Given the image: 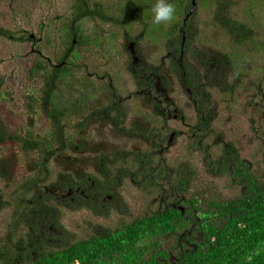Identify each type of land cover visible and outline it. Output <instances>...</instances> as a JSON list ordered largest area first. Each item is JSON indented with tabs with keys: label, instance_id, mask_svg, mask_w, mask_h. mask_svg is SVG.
I'll list each match as a JSON object with an SVG mask.
<instances>
[{
	"label": "trees",
	"instance_id": "obj_1",
	"mask_svg": "<svg viewBox=\"0 0 264 264\" xmlns=\"http://www.w3.org/2000/svg\"><path fill=\"white\" fill-rule=\"evenodd\" d=\"M70 2L71 24L60 32V47L54 48L52 57L33 63L28 77L37 78L41 86L38 100L33 93L28 96L30 114L38 116L35 109L41 104L46 122L27 119L28 131L21 128L8 136L24 151L37 153L40 160L35 162L36 169L16 181L3 171L5 163L0 160V179L12 183L6 195L13 210L6 221L7 236L0 238V264H264V167L256 172L223 136L225 130L232 132L228 130L230 120L225 118L234 114L236 94L242 95L237 92L240 88L245 87L247 94L253 90L257 108L264 104V72L257 69L259 53L264 54V18L257 12L264 10V0H169L176 9L175 19L160 25L152 22L155 0H115L111 6L95 4L94 9L90 0ZM200 8L211 15V36L199 37L194 20ZM103 24H113L115 29L107 31ZM11 32L2 28L0 36L13 37ZM176 33L179 48L160 49L157 64L146 59L147 74L140 78L131 65L130 46L142 53L139 47L143 42L158 48ZM192 34L214 48H187ZM29 35L27 31L25 39ZM180 48H185L184 52ZM216 48H226L228 56ZM191 58L199 62L194 73L188 62ZM157 85L166 89L161 103L138 93L144 88L157 93ZM174 86L187 95V101L177 103L183 111L182 129L172 130L170 144L173 126L148 107L174 103L172 100L178 99ZM140 100L136 114L141 117L133 121L126 107L132 104L135 109ZM260 110L264 111V106ZM39 123L47 127L44 133L34 131ZM253 132L262 137L261 129ZM5 135L0 129L3 141ZM182 136L181 145L178 139ZM112 138L136 144L121 151L113 148ZM145 143L150 146L145 148ZM177 144L179 153L169 160V152L163 149ZM194 152L202 154L204 168L212 178L230 176L231 187L239 188V195L223 200L217 184L205 182L187 165ZM56 160L63 163L53 174L49 165ZM91 181L96 188L92 192ZM171 183L178 186L181 204L190 214L158 205L148 211L143 204L140 210L144 212L132 222L124 220L100 236L76 242L62 238L67 237V231L60 210L64 216L66 209L95 210L92 195L112 196L129 188L128 184L138 196L152 200L158 195L159 203L164 199L171 204L175 201L168 190ZM199 187L200 191L192 192ZM126 207L132 208L127 201ZM118 209L125 211V206L119 204ZM191 231L198 241L189 237ZM191 243L197 245L189 246Z\"/></svg>",
	"mask_w": 264,
	"mask_h": 264
},
{
	"label": "rangeland",
	"instance_id": "obj_2",
	"mask_svg": "<svg viewBox=\"0 0 264 264\" xmlns=\"http://www.w3.org/2000/svg\"><path fill=\"white\" fill-rule=\"evenodd\" d=\"M114 1L115 0H90V7L94 9V5L98 3H103L105 6H111ZM228 1L239 2L242 0ZM240 9L243 10V8ZM257 14L264 18V10H259ZM210 16L211 15H209L208 10L199 9L198 16L195 17L194 20L200 32L199 37H204L205 34L211 36V32H213L214 28L212 29L210 26ZM176 18L177 21L179 16ZM71 19L72 11L70 0H0V30L2 28L11 30V33L13 34V37L0 36V129L3 133L6 132V135L3 136L4 141L0 136V160L5 163L3 171L13 177L15 181L25 177L29 170L36 169L35 162L40 160V156L37 153L24 151L21 144H17L15 141L11 140L10 137H8H12V134L21 128L25 131L27 119L37 121V118H39L45 121L42 112L44 108H42L41 104L35 109L38 110V116L30 114L29 107H31V104H29L28 96L33 93L35 94V100H38L40 92L39 89L41 87L37 78L31 77V79L28 80V77L31 75L30 69L33 66V63L40 62L43 58L53 56L55 53L54 48H56V46L60 47L63 40L60 32L64 31L63 29L66 27V24L70 26ZM90 23L95 25L93 22ZM98 24L99 23L97 22V25ZM84 25L89 27V21ZM112 25L103 24L102 27L111 32L115 29ZM22 30L26 31V33L27 31L30 33L28 39H25L26 33H21ZM120 33L122 34V32ZM176 36L179 37V34L176 33ZM176 36H174V39L172 37L165 40L161 44L162 46L158 45V48L152 47L147 41L143 42L139 47L143 51L141 54L145 57V59H150L151 62L157 64L159 59L156 58L161 56L162 51H168V48H179L180 37L177 39ZM191 37L193 40H191V43L187 46V48L197 47V50L214 48L210 45L202 43L200 40H197L194 34H192ZM215 50L228 56L226 48H220V50L216 48ZM258 58L257 69L264 72V54L259 53ZM188 62L191 63L192 67H190V69L192 70V73H194V71L197 70L196 68L199 66L198 60L196 58H191ZM233 81L235 80H230V82ZM173 82L174 85L179 83L176 78L173 79ZM242 86L244 85L242 84ZM243 88L245 87H242L237 91L242 95L236 94L234 114L232 113L229 116V119L225 118L226 122H229L230 120V129L228 130H231L232 132L229 133L225 130L223 136L236 147L239 156L242 159L248 160L252 164L253 169L256 171L258 167L260 169H263L264 167V111L260 110L264 104H262L260 108H257L253 90L247 94ZM174 89V95L178 97V102L181 104L187 99V95L180 94L181 91L176 86H174ZM256 101H259V97L256 98ZM140 102L141 100L138 101V109L136 106L134 109L131 103V105L128 104L126 107L129 117L131 119L133 118V121L140 120V114H136V112L140 110L139 108H141V106H139ZM41 124L39 123V125L35 128V132H45L47 127H45L44 124H42L44 126ZM171 125L182 129L178 123L172 122ZM254 128L259 131L261 129V138L255 137V132H253ZM109 129L110 128L108 127L103 130L104 132H107ZM26 131H28V129ZM92 131L93 134H96L95 127ZM183 138L184 137L182 136L178 139L181 145ZM123 139L124 138H112L110 141L113 148L124 151L136 144H133L131 141L127 142L129 140ZM210 139H212V137L209 136L207 140L210 141ZM91 140H94V138ZM171 142H173V139ZM185 142H187V140H185ZM207 143L209 142L207 141ZM178 145L179 144H177L176 147H171V145L165 146L166 148L164 149L169 152L166 155L169 160H172L179 153L177 150L180 149V146ZM144 146L145 148L149 147L146 143ZM218 153L219 152L216 154ZM202 158V154L194 152L191 157L187 158L186 163L188 166L192 167L197 175H201V178L205 179V182H208L209 180L214 184H217L223 200H229L238 196L240 189L231 187V177H224L220 180L212 178L213 176L208 174L205 169L206 167L204 168ZM52 163L49 167L52 168L53 174H55V172L59 169L57 167H59V164L62 165L63 162L56 160L52 161ZM10 184H12L11 180L1 177L0 196H2L0 197V209L2 207L1 199L3 197H5L3 198L5 208L0 211V238L4 235L5 237L7 236L8 225L6 221H8L11 211L13 213L11 207L12 204L10 205L11 199L6 195L12 190L9 187ZM127 187L129 188L126 190L120 189V192L115 191L113 195L117 197L118 204H126L127 201L128 204L132 206V208L129 209L127 216L132 218V220L135 216L144 212L143 210H140L143 204H153L143 207L144 210L149 207L150 209L148 211L155 209L159 204V202L156 201L158 195H156L152 200H149V198L138 196L130 184H128ZM200 188L201 187L195 188L192 192H198L200 191ZM203 190H206L207 192L208 188H204ZM60 211L62 213L61 221L63 222L64 227H66L69 231L67 232V237H65V234L62 238L64 237V239L69 240L70 242H76L83 238H87L90 235H88V231L82 229L83 226L81 216L89 218L90 215L87 212H83L80 209H66L64 216V210L62 209ZM104 220H102V229L115 228L120 223H117L118 218L114 217L109 218L107 221Z\"/></svg>",
	"mask_w": 264,
	"mask_h": 264
},
{
	"label": "flooded vegetation",
	"instance_id": "obj_3",
	"mask_svg": "<svg viewBox=\"0 0 264 264\" xmlns=\"http://www.w3.org/2000/svg\"><path fill=\"white\" fill-rule=\"evenodd\" d=\"M38 41V40H36ZM177 49V48H176ZM184 49L185 48H180V50H182V52H184ZM130 52L133 54V58H134V61L132 62V66H134L136 69H134L135 72H139L141 74V77L140 78H143V75H146L147 74V70H148V62L147 60L141 55V51L138 49V48H135L134 45L130 46ZM175 57V56H174ZM173 57V58H174ZM50 59V58H49ZM181 59H182V56H181ZM166 65V62H165V58L162 59V66ZM165 74V73H164ZM197 75V73H195ZM185 75V73L182 75V77ZM157 78V77H156ZM193 75H192V78L193 79ZM184 79V78H183ZM160 80H159V84H160ZM159 85H157L158 87ZM161 86V85H160ZM160 86L158 88H156V92L155 93L152 89H141L138 93L139 94H146V95H149V96H153L155 97V99L157 100H160V103L163 102L161 100V98L163 99V96L166 92V89L164 88H160ZM189 94H191V92L189 91ZM190 100L191 99V95H189ZM153 97H149V98H153ZM168 97V96H167ZM154 99V98H153ZM174 103H170V104H160V105H155V106H152L150 105L148 108L149 109H152L153 111H155L156 113L159 114V118L163 120V122H166L170 125V123L174 122V123H178L179 126L181 124V127H182V123H183V111L181 110V106H177V103L179 104L178 102V99H173L172 100ZM187 101V99L185 100ZM152 106V107H151ZM171 127V126H170ZM179 129L178 127H172L170 129V133H169V136L172 135L171 138H168L169 141H170V144H173L172 139H173V135H174V132ZM172 130H175L172 132ZM177 132V131H176ZM167 139H165L166 141ZM158 142V141H156ZM148 146H150V144H147ZM165 150V149H164ZM163 150V151H164ZM247 163L249 164L250 167H253L252 164L246 160ZM235 165H233L232 167L229 168L230 172L233 171ZM259 168V167H258ZM127 172H130L129 170L131 169H126ZM258 170V169H257ZM256 170V172H257ZM139 172L143 173V171L139 170ZM256 172H254V174H256ZM129 176L132 178V174H129ZM130 177H127L128 179H130ZM148 177V176H146ZM127 179V180H128ZM233 179H235L233 177ZM125 182H126V178L124 179ZM232 180V179H231ZM235 180H238L237 178ZM239 181V180H238ZM181 183H179L178 185H180ZM232 184V183H231ZM90 187L89 189L92 190L93 189H96L95 188V185H94V182L91 181L90 183ZM122 189V188H121ZM168 190L170 191V197L172 198V200L174 201V203L171 202V204H166L165 200L162 199L161 202L158 204V206L160 208H165V209H177L180 211L181 214H186L187 212L191 211V210H188V207H183L182 206V198L179 199L181 197V194L178 192V186H174L172 183L171 185L168 187ZM83 191V190H82ZM102 193V192H100ZM82 194L86 197V198H89L87 195H85V192L83 191ZM94 197V199L96 200L94 202V207H95V210H91V209H82L83 212H87L90 217L89 218H86V217H83L81 216L82 218V229H84L85 231H88V237L87 238H83L81 240H84V239H90L92 238L93 235H97V236H100V234L102 233V231H107L109 229H102L103 225H102V220L104 221H107L109 218H118V222L119 225L124 221L126 220V222H132V218L130 217H127L128 216V213H129V210H127V207H126V204H122L123 206H125V211H120L118 209V203H117V197H115L114 195L112 196H109V195H106V196H96V195H92ZM159 199V197H158ZM156 199V201L158 200ZM169 199V198H168ZM149 205H153V204H146V206H149ZM149 208V207H148ZM130 209V208H129ZM192 213V212H191ZM190 214V212L188 213ZM188 219H191V217H187ZM119 225L117 227H119ZM115 227V229L117 228ZM64 229L69 232L66 227H64ZM96 229H97V232H96ZM91 231V233H90ZM189 237L192 239V240H195V241H198V236H195V234H193V231H191L189 233ZM173 244V243H172ZM171 245V244H170ZM169 245V246H170ZM192 245H197V244H189V246H192ZM188 246V245H187ZM169 254H170V251H169ZM179 254V252H178Z\"/></svg>",
	"mask_w": 264,
	"mask_h": 264
},
{
	"label": "clouds",
	"instance_id": "obj_4",
	"mask_svg": "<svg viewBox=\"0 0 264 264\" xmlns=\"http://www.w3.org/2000/svg\"><path fill=\"white\" fill-rule=\"evenodd\" d=\"M175 6L169 0H155L151 5L152 22L156 25L170 24L175 19Z\"/></svg>",
	"mask_w": 264,
	"mask_h": 264
}]
</instances>
